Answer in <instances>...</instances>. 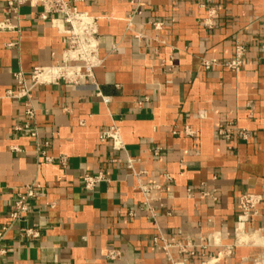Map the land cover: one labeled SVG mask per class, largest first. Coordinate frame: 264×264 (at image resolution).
I'll return each mask as SVG.
<instances>
[{
  "label": "crops",
  "instance_id": "0c3cea01",
  "mask_svg": "<svg viewBox=\"0 0 264 264\" xmlns=\"http://www.w3.org/2000/svg\"><path fill=\"white\" fill-rule=\"evenodd\" d=\"M139 6L128 23L127 0L79 4L99 16L101 63L77 84L31 88L36 138L14 129L24 100L5 93L16 72L30 85L34 67L59 63L63 35L39 5L8 16L19 31H0V227L35 184L21 225L40 234L11 225L0 264H255L246 239L263 238L245 229L264 226V0ZM237 46L235 71L221 62ZM84 175L101 180L87 188ZM246 194L261 201L241 222Z\"/></svg>",
  "mask_w": 264,
  "mask_h": 264
},
{
  "label": "built area",
  "instance_id": "2783aa9c",
  "mask_svg": "<svg viewBox=\"0 0 264 264\" xmlns=\"http://www.w3.org/2000/svg\"><path fill=\"white\" fill-rule=\"evenodd\" d=\"M89 0H7V17L0 21V31H19L17 23L10 22L9 15L18 18V9L23 4L31 6H41L42 12L38 17L41 19H50L51 25L63 35L64 49L62 58L59 63L49 66H36L29 73L30 85L25 83V75L22 71L14 74L17 83V89H9L5 95L8 97L22 98L24 100L25 119L22 125L15 126V130L22 131L26 135L36 138L37 128L35 126V113L31 96V88L38 83H54L56 81H64L65 83L77 84L79 81L93 77V71L101 63L98 56V19L86 9H81L79 4ZM132 6L133 11L125 19L129 23L132 15L139 13L140 0H127ZM264 53V44L261 46ZM242 47L237 46L235 56L229 60L221 62L222 65L229 69L238 70L241 65ZM205 67L217 64L215 60H206L203 62ZM109 96H103L104 102L109 101ZM223 133V131H220ZM242 137H246L245 130H238ZM46 161L51 158L44 156ZM99 180L101 175H84L83 181L87 188L93 187ZM38 185H25L23 190L15 193L12 198V205L8 212L9 223L0 227V255L5 253V249L1 246V242L11 225L19 224L18 233L24 237H37L40 234L39 227L21 225V222L30 212V201L37 194ZM140 189L143 193L149 191L148 186L141 185ZM261 201V197L252 194H246L239 200L241 214L239 221L245 222L251 214L256 213V206ZM166 248V246H165ZM114 258V254H109Z\"/></svg>",
  "mask_w": 264,
  "mask_h": 264
},
{
  "label": "rangeland",
  "instance_id": "374dc122",
  "mask_svg": "<svg viewBox=\"0 0 264 264\" xmlns=\"http://www.w3.org/2000/svg\"><path fill=\"white\" fill-rule=\"evenodd\" d=\"M252 229L255 231V233H258L261 238H263V242H260L259 240L257 242L253 238L246 239L247 245L253 246L255 249V255L251 258V260L255 264H264V226L250 227L248 229H245V231Z\"/></svg>",
  "mask_w": 264,
  "mask_h": 264
}]
</instances>
